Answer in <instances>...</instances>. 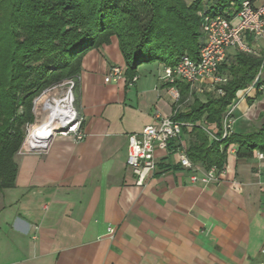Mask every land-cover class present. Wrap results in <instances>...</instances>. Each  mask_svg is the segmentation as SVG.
Returning a JSON list of instances; mask_svg holds the SVG:
<instances>
[{
	"label": "crops",
	"instance_id": "crops-1",
	"mask_svg": "<svg viewBox=\"0 0 264 264\" xmlns=\"http://www.w3.org/2000/svg\"><path fill=\"white\" fill-rule=\"evenodd\" d=\"M113 65L123 75L105 81ZM165 67L142 63L130 82L115 36L82 55L75 105L85 136L58 134L43 152L22 146L15 154L14 185L0 190V264H264V158L257 151L239 158L231 145L219 179L193 183L179 163L181 148L195 140L186 129L156 151L145 184H134L128 134L156 113L187 112L212 91L205 83L183 98L186 83L169 84ZM254 94L253 87L238 91L231 132L260 126L245 112L264 109V92L250 103ZM196 165L200 177L205 166Z\"/></svg>",
	"mask_w": 264,
	"mask_h": 264
},
{
	"label": "trees",
	"instance_id": "trees-1",
	"mask_svg": "<svg viewBox=\"0 0 264 264\" xmlns=\"http://www.w3.org/2000/svg\"><path fill=\"white\" fill-rule=\"evenodd\" d=\"M243 1L0 0V190L14 185V156L33 121V98L68 79L76 95L85 52L115 36L129 80L142 63L174 66L184 54L197 57L205 16L236 12ZM263 68L262 56L233 50L219 66L226 81L204 93L203 100L194 98L187 112H174V120L192 125L195 140L185 150L191 162L220 170L231 145L239 158L264 153V123L239 134L227 130L223 137V121L238 91L252 86L250 103L263 94L264 80L257 77ZM189 89L184 84L180 95L185 98ZM257 117H264V109ZM197 122L214 124L216 130Z\"/></svg>",
	"mask_w": 264,
	"mask_h": 264
},
{
	"label": "built area",
	"instance_id": "built-area-1",
	"mask_svg": "<svg viewBox=\"0 0 264 264\" xmlns=\"http://www.w3.org/2000/svg\"><path fill=\"white\" fill-rule=\"evenodd\" d=\"M201 30L202 43L199 46L197 57L193 59L188 54H184L174 66L164 68L163 78L169 84H175L177 80H180L189 85L191 90H201L202 85L208 83V86L214 89L217 84H222L227 79L225 75L220 74L219 66L228 59L233 50L264 58V0H256L252 3L250 0H244L236 12L213 17L205 16ZM260 74L261 71L257 77ZM122 75V68L113 65L104 80H116ZM136 80L137 76L134 75L130 82ZM73 88L72 80L51 87L54 91H59L54 97L58 101L59 116L54 121V127L43 137L31 138V129L27 130L22 146L28 152L45 151L52 138L58 134L72 136L75 141L84 138L85 133L82 127L84 118L76 108ZM218 93L221 91L218 90ZM173 95L178 96L176 90ZM234 107L235 102L229 106L224 118L223 137L227 130H230V115ZM183 126L187 129L192 128L190 123L176 121L172 116L167 117L156 113L152 123L144 126L138 133L128 134L126 166L135 185L143 186L147 178L155 173L156 151H167L169 142L179 137ZM53 128H65V130L54 132L50 136ZM256 154L258 158H264V153L257 152ZM179 163L182 167L191 170L189 177L191 182L200 181L204 185L217 181L225 171L224 167L219 170L212 165L201 171V176L198 177L197 172L200 169L189 160L185 148L180 150ZM109 233L112 236V228H109Z\"/></svg>",
	"mask_w": 264,
	"mask_h": 264
},
{
	"label": "rangeland",
	"instance_id": "rangeland-1",
	"mask_svg": "<svg viewBox=\"0 0 264 264\" xmlns=\"http://www.w3.org/2000/svg\"><path fill=\"white\" fill-rule=\"evenodd\" d=\"M260 79L264 80V68L263 70L261 71V74H260ZM68 80H71V79H68ZM67 80H64L62 83L66 82ZM53 87V86H52ZM57 91H54L53 89L50 88H47L45 90H43L40 94H38L37 96H35L33 98V101H32V114H33V121L29 124L26 125V135H27V130L30 128H32L34 125L36 124H39L40 121L42 120L43 118V115L44 113L46 112L44 109H43V104H42V101L40 102L38 99L41 95H44L46 98H50L51 96L55 97L57 95V93H59V91L56 93ZM73 92H74V88H73ZM264 100V95L263 97H260L259 101ZM257 102V101H256ZM39 103V104H38ZM40 109V110H39ZM38 110V111H37ZM250 119L247 120L249 121L250 123H255L257 126L261 125L262 123H264V117L263 118H258V110L257 108L256 109H253L252 107H247L246 111H245ZM232 114V112H231ZM41 115V116H40ZM230 119H231V126L234 124V121L233 119L231 118L230 116ZM231 129V127H230ZM26 135H25V138H26ZM32 135V134H31ZM33 136V135H32ZM25 140V139H24Z\"/></svg>",
	"mask_w": 264,
	"mask_h": 264
},
{
	"label": "bare ground",
	"instance_id": "bare-ground-1",
	"mask_svg": "<svg viewBox=\"0 0 264 264\" xmlns=\"http://www.w3.org/2000/svg\"><path fill=\"white\" fill-rule=\"evenodd\" d=\"M38 100L40 102L42 101V107L46 112L44 113L40 123L34 125L31 128V134L33 135H31V138H40L48 134L50 129L54 127V121L59 116L58 101L56 98H54L53 96H51L50 98H46L44 95H41Z\"/></svg>",
	"mask_w": 264,
	"mask_h": 264
},
{
	"label": "water",
	"instance_id": "water-1",
	"mask_svg": "<svg viewBox=\"0 0 264 264\" xmlns=\"http://www.w3.org/2000/svg\"><path fill=\"white\" fill-rule=\"evenodd\" d=\"M63 130H65V128H53L50 136H52L54 132H60V131H63Z\"/></svg>",
	"mask_w": 264,
	"mask_h": 264
}]
</instances>
